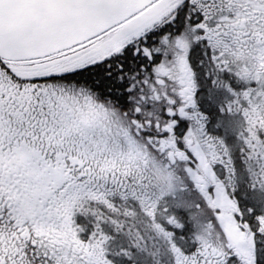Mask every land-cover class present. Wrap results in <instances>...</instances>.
<instances>
[{
	"label": "snow or ice",
	"instance_id": "1",
	"mask_svg": "<svg viewBox=\"0 0 264 264\" xmlns=\"http://www.w3.org/2000/svg\"><path fill=\"white\" fill-rule=\"evenodd\" d=\"M0 264H264V0H0Z\"/></svg>",
	"mask_w": 264,
	"mask_h": 264
}]
</instances>
